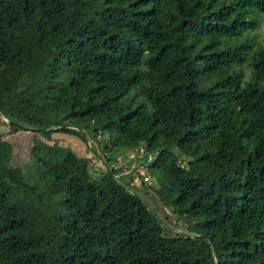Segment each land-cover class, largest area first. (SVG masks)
Returning a JSON list of instances; mask_svg holds the SVG:
<instances>
[{
	"label": "trees",
	"instance_id": "16d2710c",
	"mask_svg": "<svg viewBox=\"0 0 264 264\" xmlns=\"http://www.w3.org/2000/svg\"><path fill=\"white\" fill-rule=\"evenodd\" d=\"M263 14L264 0H0L9 125L105 132L108 161L144 147L191 233L168 234L111 161L95 174L94 156L36 136L19 167L0 138V264H264Z\"/></svg>",
	"mask_w": 264,
	"mask_h": 264
},
{
	"label": "rangeland",
	"instance_id": "374dc122",
	"mask_svg": "<svg viewBox=\"0 0 264 264\" xmlns=\"http://www.w3.org/2000/svg\"><path fill=\"white\" fill-rule=\"evenodd\" d=\"M257 32L261 39L264 38V14L261 16L260 26ZM36 136H39L47 143L55 142L68 147L79 155H86L90 157L94 156L95 158H92V160L95 167H91V171L95 174H102L99 169H101V166L104 165L106 161H111V163H116L117 165L120 164V167L118 168L121 169L122 172L124 166L127 163V155L130 159L129 152L131 150H128L123 154H114L109 161L107 160L106 152L98 144V140L101 139L102 141H105L108 137L107 133L105 132L98 135L96 139L86 136L85 141L78 135L64 133L61 131H53L50 135V138L45 139V137L29 129L15 130L9 125L8 120L0 114V138L13 143L14 145V153L11 161L13 165L19 167L23 166L24 162L28 159L30 147L32 146ZM138 169L149 176L150 183L142 185H135L132 183L135 185V187L132 188L134 189L135 193L140 198H142L148 208L154 213L155 217L162 223L166 232L170 235L176 233L191 234L184 217L174 214L168 207L162 205L160 202L156 192L152 188V185L154 184L153 178L150 177L146 166H139Z\"/></svg>",
	"mask_w": 264,
	"mask_h": 264
},
{
	"label": "built area",
	"instance_id": "2783aa9c",
	"mask_svg": "<svg viewBox=\"0 0 264 264\" xmlns=\"http://www.w3.org/2000/svg\"><path fill=\"white\" fill-rule=\"evenodd\" d=\"M130 159L127 155V163L124 166L123 171L120 174H117V178H122V177H127L132 179V183L135 185L142 184V183H150L149 176L144 173L139 171L138 167L144 166V164L141 161L142 156L145 154V149L144 147H136L133 148L129 152ZM98 158V157H97ZM150 159L153 158L152 155L149 156ZM111 166L114 168L120 167V164L117 165L116 163H111ZM101 168L103 169H110L109 166L106 164L102 165Z\"/></svg>",
	"mask_w": 264,
	"mask_h": 264
}]
</instances>
